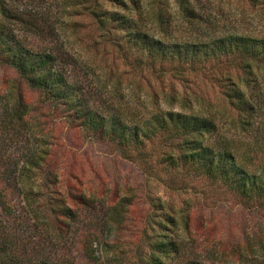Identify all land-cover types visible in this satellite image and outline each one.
Returning a JSON list of instances; mask_svg holds the SVG:
<instances>
[{"label": "trees", "instance_id": "16d2710c", "mask_svg": "<svg viewBox=\"0 0 264 264\" xmlns=\"http://www.w3.org/2000/svg\"><path fill=\"white\" fill-rule=\"evenodd\" d=\"M24 1L0 0V68H13L30 88L45 95L57 110L61 108L70 125L96 142L112 144L121 156L146 160L147 144L156 140L166 149L159 160L162 170L182 169L219 181L245 205L264 211V134L260 135L262 142L260 136L254 138L256 142L230 138L214 115L187 106L179 110L157 106L146 113L138 106L113 104L112 99L125 96L119 80L112 83L111 76L112 86L104 83L98 87L89 76H81L82 70L70 71L75 60L64 50L36 49L19 36L17 31L22 29L46 31L41 17L25 8ZM98 1L79 0L73 9L88 10L112 43L136 49L119 52L129 59L127 53L135 51L138 56L132 64L142 72L155 71L157 64L163 71L169 64L180 76L201 74L213 62L231 58L250 75L254 65L264 66V37L239 33L211 36L191 0H178L179 13L193 30L186 39H168L166 23L160 26L166 29L165 35L152 32L140 0H101L117 6L116 10L104 8ZM224 93L240 115V126L245 131L252 129L258 105L246 89L234 82ZM12 111L8 118L24 121L28 110L16 102ZM40 143V149L22 158L0 153V264H264L246 255L215 263L189 255L178 231L176 212L160 196H150L141 240L131 252L123 247L120 208L107 209L84 192H52L57 195L45 196L41 202L27 195L28 203H39L32 216L15 194L18 185L28 187L32 174H54L52 147L43 140ZM150 169V175L158 177L155 168ZM116 214L114 226L111 220Z\"/></svg>", "mask_w": 264, "mask_h": 264}, {"label": "rangeland", "instance_id": "374dc122", "mask_svg": "<svg viewBox=\"0 0 264 264\" xmlns=\"http://www.w3.org/2000/svg\"><path fill=\"white\" fill-rule=\"evenodd\" d=\"M140 1L155 34L165 35V30L169 29L168 39H186L193 33L189 22L179 13L178 0ZM77 2L79 0H25V8L41 17L46 31L36 33L22 29L17 31L19 36L36 49L64 50L75 60L70 71L75 74L82 70L81 76H89L98 87L104 83L112 86L111 76L112 83L119 80L125 96L112 99L115 105L138 106L146 113L157 106L176 110L187 106L195 112L214 115L230 138L256 142L254 138L264 134V66L254 65L250 75L240 62L231 58L213 62L201 74L180 76L169 64L163 71L157 64L155 71L142 72L132 64L138 56L135 51L127 53L129 59L119 52L136 49L106 39L88 10L78 6L80 8L74 11L73 5ZM98 2L109 10L118 9L111 3ZM191 2L204 17V28L211 36L239 33L264 37V0ZM162 23L167 25L165 30L160 27ZM234 82L242 85L258 105L250 130L245 131L240 126V115L224 93ZM0 87L3 97L0 99V153L13 159L22 158L40 149L41 140L52 147L54 174L48 176L40 171L38 175L32 174L28 187L18 185L15 194L32 216L39 203H28L27 195L41 202L45 196L57 195L52 192H84L106 208L111 206L115 211L120 208L123 247L131 252L141 240L152 203L150 196H160L176 212L180 222L178 231L189 255L210 263L235 260L240 255L264 262V211L261 208L245 205L221 182L206 176L182 169L162 170L159 160L166 149L156 140L147 144L146 160L137 156L134 160L127 159L112 144L96 142L85 131L70 125L61 108L57 110L45 95L30 88L11 67L0 68ZM16 102L27 107L24 121L6 116L12 114ZM6 119L14 124H8ZM151 167L160 179L150 175ZM116 218L118 220L117 214L111 220L114 226H117Z\"/></svg>", "mask_w": 264, "mask_h": 264}]
</instances>
